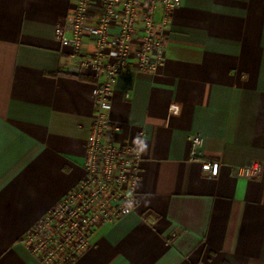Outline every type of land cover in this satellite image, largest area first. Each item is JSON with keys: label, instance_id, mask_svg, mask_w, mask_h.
Instances as JSON below:
<instances>
[{"label": "crops", "instance_id": "crops-1", "mask_svg": "<svg viewBox=\"0 0 264 264\" xmlns=\"http://www.w3.org/2000/svg\"><path fill=\"white\" fill-rule=\"evenodd\" d=\"M75 7L0 0V264H42L23 239L85 174L97 79L69 71L56 37ZM164 33L156 70L133 64L114 85L110 119L141 154L135 208L73 264H264V170L233 169L264 165V0H181ZM193 135L218 177L191 161Z\"/></svg>", "mask_w": 264, "mask_h": 264}, {"label": "built area", "instance_id": "built-area-1", "mask_svg": "<svg viewBox=\"0 0 264 264\" xmlns=\"http://www.w3.org/2000/svg\"><path fill=\"white\" fill-rule=\"evenodd\" d=\"M180 2L76 0L74 11L57 26V39L73 48L69 71L91 74L97 83L92 91L95 113L86 141L84 177L23 239L42 264H73L92 244L100 226L133 212L141 154L135 146L121 142L122 127L110 119L114 85L133 64L139 72L156 70L163 59L170 13ZM96 3L93 16L91 8ZM158 10L163 12L160 25L156 22ZM110 27H117L119 33L114 35ZM85 37L95 41L94 54L86 53ZM189 143L191 161L200 162L209 177H218L220 164L197 156L203 138L193 135ZM233 169L238 178L261 180L264 165L251 161Z\"/></svg>", "mask_w": 264, "mask_h": 264}]
</instances>
